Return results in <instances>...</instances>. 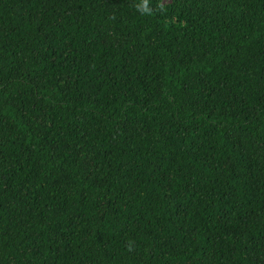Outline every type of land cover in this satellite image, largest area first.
I'll use <instances>...</instances> for the list:
<instances>
[{
  "label": "trees",
  "instance_id": "obj_1",
  "mask_svg": "<svg viewBox=\"0 0 264 264\" xmlns=\"http://www.w3.org/2000/svg\"><path fill=\"white\" fill-rule=\"evenodd\" d=\"M0 0V264H264V0Z\"/></svg>",
  "mask_w": 264,
  "mask_h": 264
},
{
  "label": "clouds",
  "instance_id": "obj_2",
  "mask_svg": "<svg viewBox=\"0 0 264 264\" xmlns=\"http://www.w3.org/2000/svg\"><path fill=\"white\" fill-rule=\"evenodd\" d=\"M138 8L141 10V11H148V3H147V0H143V3L139 4L138 5Z\"/></svg>",
  "mask_w": 264,
  "mask_h": 264
},
{
  "label": "rangeland",
  "instance_id": "obj_3",
  "mask_svg": "<svg viewBox=\"0 0 264 264\" xmlns=\"http://www.w3.org/2000/svg\"><path fill=\"white\" fill-rule=\"evenodd\" d=\"M167 1H170V0H167Z\"/></svg>",
  "mask_w": 264,
  "mask_h": 264
}]
</instances>
